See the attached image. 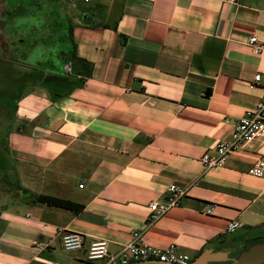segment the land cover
Wrapping results in <instances>:
<instances>
[{"label": "crops", "instance_id": "crops-1", "mask_svg": "<svg viewBox=\"0 0 264 264\" xmlns=\"http://www.w3.org/2000/svg\"><path fill=\"white\" fill-rule=\"evenodd\" d=\"M63 2L84 64L70 79L82 83L39 80L18 99L7 157L20 190L0 199V264H95L91 244L116 253L133 231L189 256L264 231V179L248 174L264 138L223 167L201 161L264 101L250 88L264 79V52L249 45L264 43V0ZM173 184L188 189L182 205L149 224L150 204ZM23 190L84 209L34 204ZM234 220L243 229L223 235ZM67 232L83 236L82 250L63 249Z\"/></svg>", "mask_w": 264, "mask_h": 264}, {"label": "flooded vegetation", "instance_id": "flooded-vegetation-1", "mask_svg": "<svg viewBox=\"0 0 264 264\" xmlns=\"http://www.w3.org/2000/svg\"><path fill=\"white\" fill-rule=\"evenodd\" d=\"M61 10L54 0H0V64L31 73L30 78L24 75L21 86L35 76L40 81L48 79L66 60L67 50H54L58 44H71V21ZM42 44L47 45L45 54L40 53ZM225 240L215 250L190 256L188 264H264V254L257 248L264 245V231Z\"/></svg>", "mask_w": 264, "mask_h": 264}, {"label": "built area", "instance_id": "built-area-1", "mask_svg": "<svg viewBox=\"0 0 264 264\" xmlns=\"http://www.w3.org/2000/svg\"><path fill=\"white\" fill-rule=\"evenodd\" d=\"M88 3L90 0H84ZM234 2L235 0H228ZM249 45L255 55L264 52V43H261L255 36L249 39ZM65 74L72 73L71 64L64 66ZM251 89H264V79L257 74L254 82L250 84ZM264 138V101L257 104L254 109L247 111L237 122L230 140L220 142L214 148V154L206 153L201 161L208 170L211 168L223 167L230 156L243 147L251 144L257 138ZM248 174L264 179V158L258 159L248 170ZM82 187V186H81ZM188 189L178 185H171L166 192L164 201H154L150 204L149 224L157 221L169 210L182 205ZM213 207L206 210L211 213ZM243 229L239 220L229 222L223 235H232ZM132 239L122 246L121 250L114 253L109 249L107 241H98L90 245L87 251V260L95 264H144L158 262L163 264H188L190 256L180 252L175 244L165 249H158L142 243V234L138 231L132 232ZM62 247L65 251H80L84 248V238L79 233L67 232L62 236Z\"/></svg>", "mask_w": 264, "mask_h": 264}, {"label": "rangeland", "instance_id": "rangeland-1", "mask_svg": "<svg viewBox=\"0 0 264 264\" xmlns=\"http://www.w3.org/2000/svg\"><path fill=\"white\" fill-rule=\"evenodd\" d=\"M59 6L62 7V10L67 12L68 8L64 2L62 3L61 1ZM68 13L69 12H67L66 14L69 18L70 16ZM46 46H47L46 44L41 45L40 53L41 52H43L44 54L47 53L48 50ZM63 49L67 50V53H69L72 50V46L71 44H63V45L58 44L56 45V48L54 50L57 52ZM2 64H0V153L1 155H3V166L4 168L7 167L8 171H6L7 172L6 173L4 171H1L0 169V199H3L4 196H7L6 190L8 188L13 193H16L17 187H20L18 181L15 182L16 173H18L19 170L17 167H15L16 169L13 168L14 164L13 165L11 164V159L10 157H7L6 150L3 147V143L5 141L4 139H7L9 126L13 118L14 106H15L14 103H16V99L18 98V96H20L26 90L27 87L30 88V86H33V83L39 81L34 75L35 78L29 79V81L31 80L32 82H27V84L24 83L21 86V82L22 79H24L25 73H22V71H20L19 68L15 69L17 71L10 70L3 61ZM12 90L14 92L16 91V93L13 94ZM15 170H17V172H15ZM11 171H14V173H11Z\"/></svg>", "mask_w": 264, "mask_h": 264}, {"label": "trees", "instance_id": "trees-1", "mask_svg": "<svg viewBox=\"0 0 264 264\" xmlns=\"http://www.w3.org/2000/svg\"><path fill=\"white\" fill-rule=\"evenodd\" d=\"M71 46H72V50L67 53V58L66 60L64 61L63 65L61 66L60 68V72L58 73H55L54 75L50 76L48 79H45V83H49V84H53V82H58L59 84L62 83L64 85H70V86H75V85H79L82 83L81 80L78 81V83H74L72 82V80L70 79V76L76 71V68L77 66H79L78 69H80L82 66H84L83 63L81 62H77L75 61V55H74V44H73V40H72V27H71ZM66 64H71V67H72V73L71 75H66L65 74V70H64V66ZM80 64V65H78ZM33 74V73H32ZM25 75L30 78L31 76V73H25ZM35 75V74H33ZM25 80L22 79V82H24ZM76 82V81H75ZM16 108H17V104L15 103V106H14V113L16 111ZM13 113V114H14ZM8 136V134H7ZM4 143H3V147L5 148L6 150V153L8 151V142H7V139H4ZM2 162V163H1ZM0 169L1 171H8V168L3 166V155H1L0 153ZM7 173V172H6ZM6 176V175H5ZM20 190V187H17V191ZM24 192H26L25 196L28 198V200L31 202V203H34V204H45L47 206H50V207H55V208H60V209H64V210H68L74 214H79L83 211L84 209V206L83 205H80V204H77L73 201H70V200H66V199H61V198H58V197H54V196H50V195H43V194H34L30 191H26V190H23Z\"/></svg>", "mask_w": 264, "mask_h": 264}, {"label": "water", "instance_id": "water-1", "mask_svg": "<svg viewBox=\"0 0 264 264\" xmlns=\"http://www.w3.org/2000/svg\"><path fill=\"white\" fill-rule=\"evenodd\" d=\"M57 2L58 5H60L61 1L62 0H54ZM62 11V10H61ZM57 72H60V69L56 70ZM258 248V251H260L262 254H264V245H259L257 246ZM208 251H206L205 253H207ZM150 263V262H149ZM160 264H163V263H160Z\"/></svg>", "mask_w": 264, "mask_h": 264}]
</instances>
